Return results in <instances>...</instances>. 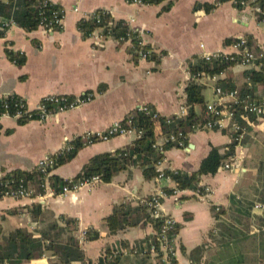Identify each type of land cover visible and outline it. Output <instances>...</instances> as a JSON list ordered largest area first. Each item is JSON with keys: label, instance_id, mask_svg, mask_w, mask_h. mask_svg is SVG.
Listing matches in <instances>:
<instances>
[{"label": "crops", "instance_id": "crops-1", "mask_svg": "<svg viewBox=\"0 0 264 264\" xmlns=\"http://www.w3.org/2000/svg\"><path fill=\"white\" fill-rule=\"evenodd\" d=\"M7 1V0H3ZM62 7L64 17L61 29L46 31L39 28L28 32L18 26L9 28L0 37V98L16 95L23 98L30 109L50 96L76 100L88 95L92 99L64 113H55L48 119L32 120L19 125L13 118L0 119V177L13 170L31 171L38 162L55 155L68 142L87 132L105 131L121 122L140 106H149L161 117H179L181 107H187L186 87L191 78L189 65L208 53H229V39L247 35L255 44L264 46V34L257 26L254 14L246 9L238 10L230 2L218 4L207 13L195 10L197 4H217L218 0H174L166 10V2L160 5L135 4L130 0H51ZM78 8V11L75 9ZM99 10L108 12L116 21L124 20L132 29L140 32L143 41L156 52H165L159 65L141 58L134 62L130 42L120 43L105 37L99 30L85 38L78 29V22ZM7 50L25 55L23 66L10 60ZM251 68L236 64L226 73L204 78V98L207 105L216 101L215 88L223 79H232L236 86H243L244 73ZM104 91L99 93V89ZM261 91V90H260ZM258 94L263 95L262 92ZM247 140L237 148L231 170L221 169L214 176H204L202 185L209 188L207 195L195 191H179L166 197L160 209L171 217L180 230L174 245L177 264H264L259 241L262 229L261 213L254 210L253 223L248 239L245 233L237 237L219 229L213 207L230 206V197H253L257 176V151L263 144L264 120L251 125ZM155 136L159 144L165 141L158 123ZM133 136H121L107 142L96 143L81 149L68 164L53 174L65 180H73L88 163L99 154L113 153L133 145ZM231 138L214 130H198L189 137L187 147L172 148L159 170H180L193 173L209 155L212 147L225 153ZM175 188L170 180L144 179L141 167H131L114 177L111 183L101 182L92 190L83 189L66 197L56 196L49 189L43 197L35 199L0 200V226L3 235L18 228L30 231L57 222L62 217L78 222V236L83 240L85 231L94 228L102 239L96 242L82 241L85 255L97 261L109 248L124 254V262L140 264L138 247L146 237L153 235L151 225H142L117 234H110L104 219L114 207L131 202L141 203L148 197L163 192V188ZM252 199V198H251ZM34 202L43 205V216L35 222L27 212L6 215L8 210L26 207ZM190 217L186 219V216ZM5 217L4 219H2ZM260 220V222H259ZM228 228L244 229L240 224H227ZM244 232V230H242ZM252 242L253 255L247 254V242ZM222 254H226L223 257ZM49 255L30 264H48ZM151 262V261H150ZM129 264V263H127Z\"/></svg>", "mask_w": 264, "mask_h": 264}, {"label": "trees", "instance_id": "trees-1", "mask_svg": "<svg viewBox=\"0 0 264 264\" xmlns=\"http://www.w3.org/2000/svg\"><path fill=\"white\" fill-rule=\"evenodd\" d=\"M231 0H218L217 4H197L195 10L204 9L207 13L215 10L218 4L230 2ZM244 1V0H238ZM166 2L165 9L169 10L174 0H142L144 5H160ZM252 6L259 5L264 8V0H254ZM238 10L244 11L245 8L240 5H234ZM100 20L83 18L78 22V29L85 38L91 37L95 31L99 30L105 37H111L120 43L130 42V53L134 62L139 63L141 60L140 54L145 55V59L159 65L165 52H156L151 45L146 44L141 37L139 31L132 29L124 20L116 21L109 13L103 14L99 10ZM256 20L261 18L260 15L253 13ZM64 12L61 6L48 0H0V37H5L9 27L8 22H15L18 27L33 32L42 26L48 29L52 27L54 30H60L61 25L56 24L57 19H63ZM250 46H256L253 37L245 36ZM237 39H229L227 45L232 44ZM263 51L256 47V55L258 63H264V58H260ZM7 55L12 62L17 66H23L26 58L20 52L7 50ZM240 64V60H225L217 59L210 62L203 58H198L196 62L189 65L191 78L186 87V103L187 114L182 117L165 118L160 117L159 120L153 118V113L134 110L131 112L125 121L128 128H134L137 133H141L139 138L135 139L133 145L118 150L113 153H103L92 157L83 167L82 171L73 179V182H81L95 176H99L103 183H111L115 176L119 173L128 170L131 167H141L144 179L147 181L158 179L161 173H164L167 179L175 183V188H163V191L168 196H172L176 191L191 190L195 192L205 193V188L202 187V178L204 176L216 175L225 165L227 161L234 158L237 148L240 145L238 138L240 133H232L225 130L231 138L230 144L226 147L225 153H221L218 148L212 147L209 155L201 162L200 168L193 172L187 173L180 170L165 169L162 172L159 170V165L164 162L166 152L172 148H180L179 142L183 143V147L189 145V137L198 130H203L206 123L212 117L208 114L207 104L204 98L205 86L199 82V78H213L226 73L230 68ZM247 81L238 87L232 79H223L218 81L217 86L226 90H238L240 98L243 99L251 96L255 100L264 98V64L261 70L255 68L244 73ZM261 90V91H260ZM104 88L99 89V93L103 92ZM262 92L263 95L258 94ZM84 98V97H83ZM19 96L13 95L5 99H0V113L7 110L11 114L15 113L19 108ZM71 101V100H70ZM153 112L154 110L149 107ZM236 121L242 129L249 132L251 125H256L260 120L251 114L243 112L242 108L235 106ZM33 114L36 119V113L31 112L24 114L22 118L17 120L19 125H24L32 119L29 115ZM162 127L164 138L169 139L172 136L178 137V142H164L163 150H160L156 136L155 128L157 124ZM181 135V136H180ZM247 135L241 141L244 144L247 140ZM73 146L70 150H65L57 155H54L55 166L49 168L47 173L35 168L31 171L13 170L7 173L0 180V192L17 187L19 184H24L28 189L34 191L32 198L35 199L43 196L47 192V187L52 189L56 194H59L62 189L69 184V180H65L53 172L59 167L70 163L78 154V152L86 147L81 138H77L70 142ZM257 180L253 187L251 198H238L231 196L229 208L213 207L216 219L219 221V229L222 232L237 237L238 234L245 233L247 238L256 239L250 236L251 225L254 218V206L257 203L264 204V137L263 144L259 146L257 151ZM1 197V196H0ZM153 201L152 196L148 197L145 202L137 205L131 202L123 203L114 207L111 215L104 219V223L110 234L114 235L131 228H136L142 225H151L154 229L153 235L146 237L140 242L138 247L130 249L134 252L138 251L140 264H161V240L160 235L165 217L154 216L155 209L150 206ZM20 212H27L32 220L38 222L41 220L44 212L43 205L40 202H34L30 206L8 210L6 215H18ZM235 216L234 222L228 219V215ZM233 216V217H234ZM190 216L187 215L186 219ZM3 217L2 219H4ZM261 220V234L258 243L261 253V258L264 260V219ZM227 224H240L244 229L228 228ZM180 225L177 224L174 230L169 232V236L177 237ZM244 230V232L242 231ZM79 227L75 219L62 217V224L57 222L44 225L41 229L30 231L27 228H18L10 232L8 235H3L2 227L0 226V264H30L32 261L42 259L48 256V264H125L124 254L119 253L117 249H107L102 256L93 261L89 259L83 249L82 241L96 242L102 239L101 233L89 228L83 235V240L78 236ZM155 247L156 255L151 253V248ZM151 261V262H150Z\"/></svg>", "mask_w": 264, "mask_h": 264}, {"label": "built area", "instance_id": "built-area-1", "mask_svg": "<svg viewBox=\"0 0 264 264\" xmlns=\"http://www.w3.org/2000/svg\"><path fill=\"white\" fill-rule=\"evenodd\" d=\"M48 0H45L47 2ZM51 1V0H50ZM130 2L135 4H143L142 0H130ZM251 2H254V0H244V1H238V0H231V3L233 5H240L241 7L250 10L252 13H256L261 16L259 20H256L257 26L261 30V32L264 34V8H262L259 5L252 6ZM75 11H78V8L75 9ZM101 13L107 14L108 12L102 11ZM100 12L93 13L92 16L93 19H99L100 20ZM88 16L87 18H89ZM57 25L62 24V19L56 20ZM7 27L11 28L14 26H17V24L13 21L8 22L6 24ZM41 28H44L46 31H52V27H49L46 29V27L42 26ZM256 47L261 49L263 53L260 55V58H264V46H250L247 42L245 37H241L237 39L235 42H233L230 45V52L229 53H208L203 56V59L210 62L212 60L217 59H225V60H240V64L247 67V68H255L256 70H261L263 68L264 63H258V57L256 55ZM140 56L145 59L144 54H140ZM264 61V60H263ZM191 75V73H190ZM205 77L199 78V82L202 83ZM215 79V77H213ZM13 96V95H11ZM215 96L216 101L214 103H211L207 105V111L208 114L212 117V119L205 124L204 129L206 130H214V131H220L223 132L225 130H228L232 133H240V136L238 138V141L241 143V141L244 139L246 135V131L241 128L239 123L236 121L235 116V106H239L242 108L243 112L247 114H251L256 116L259 120H264V98L262 100H255L250 95L241 99L240 94L238 90H232V91H226L220 87L215 88ZM10 96H6L0 99H5ZM92 99V96L88 95L84 98L76 99V100H69L64 97H57V96H50L45 99H43L39 105L34 109H30L27 102L23 99H19V105L20 108L13 114L10 113L9 110L3 111L0 113V119L1 118H13L15 120H19L22 118L24 114H29L31 112L36 113V119L33 118V114L29 115V118L32 120H41L44 121L54 115L55 113H64L69 110L78 108L81 105H84L85 103L89 102ZM137 111H143L147 113H153V118L155 120H159L161 117L156 111H152L149 106H140ZM187 114V109L183 106L180 109V112L178 114L179 117L185 116ZM141 133H137V131L134 128H128L127 124H125V121L116 122L112 126H110L105 131H99V132H87L83 136H81V141L85 146H91L96 143H103L107 142L113 138L121 137V136H133L135 139L139 138ZM181 136V135H180ZM164 142H178L177 136H172L169 139L165 138ZM160 150H163V144H159ZM179 146H183L182 142H179ZM73 146L68 142L60 151H58L55 155L65 151L72 149ZM52 156H47L43 159H41L38 162L37 168L40 169L42 172L47 173V170L49 168H53L55 166V159ZM234 160L231 159L230 161H227L225 165L223 166V169L225 170H231L232 163ZM160 166V165H159ZM162 172V170H161ZM3 177H0V180ZM159 180H166L164 173H161L158 177ZM102 182L101 178L99 176L92 177L90 179H86L81 182H73V180H69V184L66 185L62 191L59 194H56L52 189L47 187L48 189L56 196H63L66 197L69 194L73 192H79L83 189L92 190L94 187H96L98 184ZM204 187V186H202ZM179 191H176L175 194H178ZM34 191L32 189H28L24 184H19L17 187H11L8 190L0 192V200L5 198H11L15 200L24 199V198H31ZM47 193V192H46ZM200 196L207 195L209 193V188L205 187V193L201 194L200 192H197ZM43 197V196H39ZM167 197L165 192H159L158 194L152 196L153 201L150 203V206L155 209L154 216L156 217H165V223L162 228V232L160 235L161 240V264H177V254L175 250V237H170L169 232L171 230H174L176 227V222L168 216H164L160 209L162 207L163 200ZM145 202L142 201L141 203ZM254 210L261 213L263 219H264V204L257 203L254 206ZM151 253L153 255H156V249L153 246L151 248Z\"/></svg>", "mask_w": 264, "mask_h": 264}, {"label": "rangeland", "instance_id": "rangeland-1", "mask_svg": "<svg viewBox=\"0 0 264 264\" xmlns=\"http://www.w3.org/2000/svg\"><path fill=\"white\" fill-rule=\"evenodd\" d=\"M256 176H257V174H256ZM234 215H232V213H230V215H228L227 217H228V219H230L231 220V222H234V218H235V216L233 217ZM262 217V216H261ZM255 219L257 218L256 216L254 217ZM263 218V217H262ZM259 222H260V220H259ZM225 225V224H224ZM226 226V225H225ZM241 226H243V225H241ZM243 228H244V226H243ZM252 227H250V229H251ZM252 230V229H251ZM250 239H252V238H250ZM254 243H253V241L251 242H247V244H246V247H247V254L248 255H253V249H254V246L255 245H253ZM222 256L223 257H226V254H222ZM127 263H129V264H132V263H134V262H132L131 263V260H126L125 261V264H127Z\"/></svg>", "mask_w": 264, "mask_h": 264}]
</instances>
